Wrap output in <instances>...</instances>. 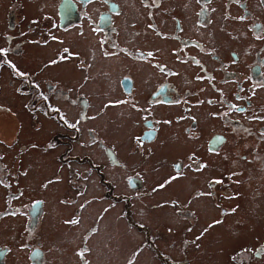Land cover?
<instances>
[{"label":"flooded vegetation","instance_id":"1","mask_svg":"<svg viewBox=\"0 0 264 264\" xmlns=\"http://www.w3.org/2000/svg\"><path fill=\"white\" fill-rule=\"evenodd\" d=\"M6 3L0 35L3 27L16 30L20 23L19 28L31 39L26 38L20 50L0 47V67L5 68L0 70V77L3 73L18 77L9 82L11 86L8 81L1 82L0 95L6 87H32L36 75L47 68L41 65L36 75L31 74L25 66L19 68L13 57L18 58L29 45L45 48L43 32L49 23L59 34L67 32L79 40L74 42L79 52L72 48L77 67L86 69V53L92 55V62L97 56L119 60L101 68H111L115 73L117 93L123 107L130 110L126 114L120 111L126 115L120 123L129 121L127 129L137 149L145 147L152 153L166 142L178 143L182 153L172 164L169 185L179 191L177 182H190L193 176L202 181V188L194 194L201 200L200 217L206 218L210 208L213 211L208 228L197 235L198 239L206 237L210 226L219 227L231 217L235 223L229 225L227 238L241 241L250 234L248 223L238 219L237 201L243 192L253 196L255 189L260 200L257 207L264 215V0H0V8ZM17 16L20 19L15 21ZM228 37L233 42H228ZM54 87V100H64L67 92L62 90V95ZM30 98L32 103L37 100ZM87 98L82 95L76 102L82 106L79 114L89 109ZM37 102L40 108L42 104ZM11 113L0 105V117ZM71 130L72 145L98 143L90 131L83 137L76 128ZM100 140L96 147L107 165L121 166L117 145ZM57 141L55 136L51 143ZM3 142L0 134V145L12 146ZM72 151L69 160L59 159L60 167L68 168L67 176L45 183H68L72 189H78L81 180L88 183L89 173L84 171L92 158L77 157ZM19 153L25 154L24 147ZM9 159L0 149V264H148L147 259H138L140 254L127 261L122 250L127 241L119 237L123 234L115 224L119 222L115 220L116 209H121V218L126 219L133 195H111L108 191L99 192L102 197L87 192L37 195L35 185H31L39 179L29 180L34 165L26 164L22 157ZM71 164L79 165L81 171ZM100 168L93 172L101 174ZM124 182L136 193L147 187L141 172L124 176ZM45 183H41L42 188ZM191 187L183 188L184 198ZM96 200L113 201L92 215L87 207H93ZM183 213L189 222L194 218L188 208ZM200 220L199 228L205 222ZM132 229L154 240L147 223ZM152 259L155 261L149 264H189V259L179 261L170 256ZM230 261L263 264L264 245L248 254L231 256Z\"/></svg>","mask_w":264,"mask_h":264},{"label":"rangeland","instance_id":"2","mask_svg":"<svg viewBox=\"0 0 264 264\" xmlns=\"http://www.w3.org/2000/svg\"><path fill=\"white\" fill-rule=\"evenodd\" d=\"M7 5L8 3L0 8L1 18H4L3 12L7 9ZM19 19L20 16H17L15 21ZM5 21L7 23V20ZM19 25L21 24L16 25V30L8 29L7 31L3 27L1 30L3 34L0 35V47H15L20 50V45L26 38L31 39L28 33L24 35L25 32L19 28ZM43 35L45 48H40L39 45H29L23 51V54L27 53V56L20 54L18 58H13L19 68L25 66L31 74L35 73L36 75L41 65H48L47 68L36 75V80L31 84L32 87H25L22 90L16 87H6V92L0 95V105L13 111L5 116L9 119L0 117V134L4 136L5 140L3 143L11 142L12 146L0 145V149L7 154V159L10 158V161L15 160V156H17L22 157L26 164L34 165V167H29V180L39 179L31 185H35L37 195L44 194L46 197H52L68 194V192H87L102 197L99 193L101 191L112 192L111 195H133L128 203L131 209L125 212L126 219L121 218V209L115 211V220L119 221L118 224L117 222L115 224L123 234L119 237L121 239L124 237L127 241L122 250L128 262H131L133 256L140 254L138 259H147L146 263L148 264L150 260H154L152 258L169 256L179 261L189 259V264H233L230 261L231 256L248 254L258 245H264V215L257 207L260 200L255 196V189L253 196L249 192H243L237 201L240 207L238 219L240 222L248 223L246 229L250 234H243L245 236L241 241L227 238L225 234L230 232L229 225L235 223V218L231 217L219 227L210 226L206 237L198 239L197 235L208 228V224L211 222L208 219H211V211H213L210 208V211L206 213V218L200 217L201 200L194 198V194L202 188V181L199 176H193L190 182H177L179 191L173 190L172 185H169L170 175L174 172L172 164L178 160L182 153L179 151L181 145L178 143L175 145L170 142L167 145L166 142L164 146L155 147V152L152 151V153H149L145 147L142 150L137 149L132 138L133 134H129L127 129L129 121L126 120L124 125L120 123L121 118L126 116L121 115L120 111L126 114L130 110L123 107L122 99L117 93V86L113 83L115 73L111 68L104 70L101 68L111 61L114 65L119 60L107 61L97 56L92 62V55L86 53V69L79 68L72 59V48L79 52L77 50L79 45H75L79 40L72 38L71 34L67 32L59 34L58 31L53 30L50 23L46 24ZM8 37L11 39L8 40ZM227 39L228 42H233L232 37ZM74 42L76 43L74 44ZM89 63L93 65L91 69L87 67ZM1 69L5 68L0 67ZM17 78L15 75L3 73L0 83L8 81V85L11 86L9 82L15 81ZM52 85L55 86V89H60L62 95L65 94L62 90L67 92L62 97L64 100H54L56 97L52 93ZM37 90L40 92L32 93ZM29 92L31 93L29 94ZM82 95L89 97L87 100H89L90 106L88 111L85 110V113L79 114L82 106L77 105L76 102L80 101ZM29 96L40 101L42 106L38 108L37 100L32 103V98ZM76 98L78 99L76 100ZM56 106L58 109L55 111ZM14 113H18L19 116H15ZM131 122L133 124L132 120ZM72 128H76L83 134V137L90 131L97 138L95 142L98 143L95 146L93 143L87 145L82 140L84 144L82 142L72 145L70 139L73 136ZM55 136L59 141L51 143ZM100 139L106 143L117 145L116 149L122 159L121 166L107 165L102 157V152L96 147L101 142ZM89 141H91L90 138ZM22 147L25 150L24 155L19 153ZM71 150L77 157L86 156L88 158L89 156L92 158V164H88L84 171L85 174L89 173L88 183H83V180L79 181L78 189H72L68 183H45L56 176H67L66 169L68 168L60 167L59 159L69 160ZM73 166L77 171H81L79 165ZM97 167H101V174L93 172ZM139 172L144 173L147 187L136 193L126 188L124 176L139 174ZM91 180L96 182L92 183ZM102 182H107V184ZM41 183H45L44 188L41 187ZM190 185L193 187L184 198L183 188L189 189ZM137 195H142V198ZM189 198L190 203H188ZM172 199H177L180 202ZM111 201L113 200H96L93 207L89 204L87 208L92 209L90 210L92 215H96L97 208L103 209ZM101 202L104 205H101ZM95 203H98L99 206L96 207ZM187 208L194 216L190 222L183 213ZM109 211L113 212V209ZM118 214L120 215L118 216ZM199 218L200 221H205L201 228H199ZM92 219L94 222L95 217ZM141 223L144 225L147 223L153 229L151 231L154 240L152 237L133 232L132 228L136 226L137 228L144 227ZM109 232L113 236L115 230L112 232L111 227ZM96 237H93L94 240ZM110 244H113V240ZM245 249L248 252H245ZM251 264H261V262L254 261Z\"/></svg>","mask_w":264,"mask_h":264},{"label":"snow or ice","instance_id":"3","mask_svg":"<svg viewBox=\"0 0 264 264\" xmlns=\"http://www.w3.org/2000/svg\"><path fill=\"white\" fill-rule=\"evenodd\" d=\"M149 55H151V53H149ZM76 221H72V223H75ZM245 251H247V250H245ZM258 252H260L261 250H257Z\"/></svg>","mask_w":264,"mask_h":264}]
</instances>
